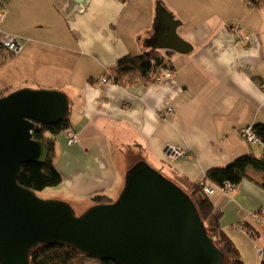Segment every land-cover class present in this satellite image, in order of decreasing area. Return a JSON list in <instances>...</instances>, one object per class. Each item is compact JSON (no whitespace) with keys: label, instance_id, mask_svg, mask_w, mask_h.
Instances as JSON below:
<instances>
[{"label":"crops","instance_id":"crops-1","mask_svg":"<svg viewBox=\"0 0 264 264\" xmlns=\"http://www.w3.org/2000/svg\"><path fill=\"white\" fill-rule=\"evenodd\" d=\"M1 1L0 43L15 35L22 46L14 58L0 62V89H8L6 94L23 87L58 89L68 99L69 128L55 140L54 164L62 181L53 188L59 200L83 211L95 195L115 200L126 171L141 160L173 180L201 182L211 167L241 154H262L259 141L250 143L240 133L264 124L261 4ZM238 31L250 42L235 44ZM151 49L171 53L169 77L127 86L108 77L119 58ZM103 77L110 81L102 82ZM68 131L75 143H67ZM168 146L189 156L170 158ZM255 180L212 194L221 211L220 228L244 264H261L257 250L264 252V190ZM75 261L98 264L87 256Z\"/></svg>","mask_w":264,"mask_h":264},{"label":"water","instance_id":"water-1","mask_svg":"<svg viewBox=\"0 0 264 264\" xmlns=\"http://www.w3.org/2000/svg\"><path fill=\"white\" fill-rule=\"evenodd\" d=\"M68 111L58 89L23 87L0 96V264H30L36 248L52 243L117 264H222L194 201L144 160L127 170L115 200L79 215L66 201L39 198L18 184L23 164L48 155L33 131Z\"/></svg>","mask_w":264,"mask_h":264},{"label":"trees","instance_id":"trees-1","mask_svg":"<svg viewBox=\"0 0 264 264\" xmlns=\"http://www.w3.org/2000/svg\"><path fill=\"white\" fill-rule=\"evenodd\" d=\"M0 43V61L6 56ZM4 55V56H2ZM170 52L161 54L156 50H147L135 55H126L119 58L110 69L109 78L114 83L122 86L142 82L149 84L155 81V76L170 67ZM169 71V70H168ZM8 89H0V96L6 94ZM69 128L68 118L49 125H40L33 131L35 140L43 141L48 146V155L44 162H27L21 166L18 184L25 188L41 191L46 187H55L62 181V176L54 164L55 140L62 131ZM252 129L257 140L263 145V152L260 156L252 153L241 154L230 162L214 166L206 170L201 182H190L183 178L172 179L184 191L189 192L193 199L199 215L205 223L208 234L214 239V243L224 255L222 264H244L240 251L230 236L220 228L219 220L221 211L213 206V197L208 196L203 186L212 184L214 187H221L226 183L237 185L244 179L253 178L257 172L259 177L255 182L264 190V124L255 123ZM112 199L104 195L91 197L92 205L101 202L109 203ZM262 216V215H261ZM253 235V232H252ZM80 256H86L77 249L61 243L42 245L36 248L29 256L30 264H75ZM98 264H117L110 260H98ZM264 264V258L261 260Z\"/></svg>","mask_w":264,"mask_h":264},{"label":"built area","instance_id":"built-area-1","mask_svg":"<svg viewBox=\"0 0 264 264\" xmlns=\"http://www.w3.org/2000/svg\"><path fill=\"white\" fill-rule=\"evenodd\" d=\"M0 6H1L0 7V18H2L4 15V11H5L4 7H3V1L0 2ZM234 42H235V44H246V43L250 42V36L243 34V33H240L239 31L235 32ZM1 44L3 45L5 52L10 53V54L16 53L20 49V47L22 46L21 41L15 35H6V37L1 42ZM169 76H170V72L163 71V72H161L155 76V81L159 82L163 78L169 77ZM101 81L106 82V81H110V80L103 77L101 79ZM166 111H171V108H167ZM240 133L250 143L258 141L255 134H254L252 126H245L243 128H240ZM67 135H68V141H67L68 144H72V143H75L77 141L75 134H73L71 131H68ZM165 154L170 158H174V157L179 158V157L189 156L188 153L184 149H181L178 147H170V146L165 148ZM233 188H234V186L232 184L226 183L221 187L212 186V190H208V192L210 194H214L215 190H220V191L226 192V189L231 190ZM253 215H254V217H256L255 214H253ZM261 217H263V216H261ZM257 252H258V255L263 259L264 258L263 250L258 249Z\"/></svg>","mask_w":264,"mask_h":264},{"label":"rangeland","instance_id":"rangeland-1","mask_svg":"<svg viewBox=\"0 0 264 264\" xmlns=\"http://www.w3.org/2000/svg\"><path fill=\"white\" fill-rule=\"evenodd\" d=\"M247 2L251 5L252 3H254V2H257L258 4L257 5H260L261 4V9L263 10V14H264V0H247ZM1 7V6H0ZM10 55V54H9ZM2 56H4V55H2ZM8 58V59H7ZM12 58H14V56H11V57H9L8 55L6 56V58L5 59H7L6 61H8V60H10V59H12ZM4 59V60H5ZM4 60H2V61H4ZM2 61H0V62H2ZM5 61V62H6ZM4 62V63H5ZM174 158H178V157H174ZM127 172V171H126ZM167 177V176H166ZM168 179H170V180H172L171 178H169V177H167ZM203 190H204V192L208 195V196H212V194H210L209 192H208V190H212V184H207V185H204L203 186ZM232 190V189H231ZM227 191H230V189H226V192ZM186 192V191H185ZM189 196H190V191L189 192H186ZM35 194H36V196H38L39 198H42V199H54V200H56V199H58L59 200V198H57V197H60L58 194H56V192H55V189L53 188V187H46V188H44L43 190H41V191H36L35 192ZM191 197V196H190ZM192 199V198H191ZM193 200V199H192ZM63 201V200H62ZM72 207V209L74 210V212H75V214L76 215H79V214H81V213H83L84 211L82 210V206H71ZM83 211V212H82ZM91 258V260H94V262H96L98 259H95V258H93V257H90ZM75 264H85V263H75ZM87 264H90V263H87Z\"/></svg>","mask_w":264,"mask_h":264}]
</instances>
